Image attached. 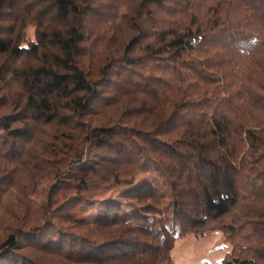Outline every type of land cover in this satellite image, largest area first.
<instances>
[{"label": "trees", "instance_id": "1", "mask_svg": "<svg viewBox=\"0 0 264 264\" xmlns=\"http://www.w3.org/2000/svg\"><path fill=\"white\" fill-rule=\"evenodd\" d=\"M207 230L264 264V0H0V264Z\"/></svg>", "mask_w": 264, "mask_h": 264}, {"label": "rangeland", "instance_id": "2", "mask_svg": "<svg viewBox=\"0 0 264 264\" xmlns=\"http://www.w3.org/2000/svg\"><path fill=\"white\" fill-rule=\"evenodd\" d=\"M168 196V193H164V203ZM34 200L38 205V198ZM230 248V242L220 230H207L197 235L186 233L174 240L172 264H220L221 258Z\"/></svg>", "mask_w": 264, "mask_h": 264}]
</instances>
